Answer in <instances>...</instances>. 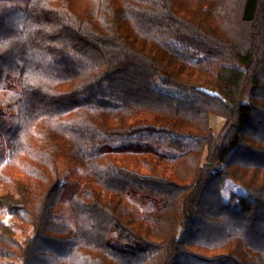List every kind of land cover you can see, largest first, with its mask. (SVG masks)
I'll list each match as a JSON object with an SVG mask.
<instances>
[{"label":"trees","instance_id":"obj_1","mask_svg":"<svg viewBox=\"0 0 264 264\" xmlns=\"http://www.w3.org/2000/svg\"><path fill=\"white\" fill-rule=\"evenodd\" d=\"M0 184V264H264V0H0Z\"/></svg>","mask_w":264,"mask_h":264},{"label":"rangeland","instance_id":"obj_2","mask_svg":"<svg viewBox=\"0 0 264 264\" xmlns=\"http://www.w3.org/2000/svg\"><path fill=\"white\" fill-rule=\"evenodd\" d=\"M209 121L214 135L217 136L222 131L224 120L214 114H210ZM58 171L61 178V183H63L66 190L64 196L61 197L56 205L53 217L55 220L73 226V218L68 206L69 194L72 193V191H78L85 188L96 189L98 186L94 182L87 180L84 169L80 165H77L71 161H66L63 159L59 160ZM232 189H236L239 193L243 192V190L237 185L234 187L232 184L228 183V186L224 189V195L227 196L228 192ZM5 190L6 188L0 184V193L4 192ZM125 203L126 205L136 209L138 212L145 211L160 204V202H156L149 196L139 191L129 192L125 196ZM0 220L9 222L11 217L6 211L0 210ZM1 260H3L2 257H0V261Z\"/></svg>","mask_w":264,"mask_h":264}]
</instances>
